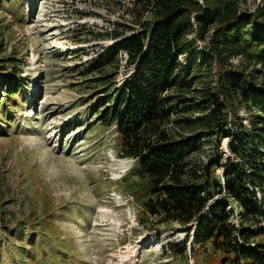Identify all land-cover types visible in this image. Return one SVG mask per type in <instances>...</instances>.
Wrapping results in <instances>:
<instances>
[{
    "label": "rangeland",
    "instance_id": "374dc122",
    "mask_svg": "<svg viewBox=\"0 0 264 264\" xmlns=\"http://www.w3.org/2000/svg\"><path fill=\"white\" fill-rule=\"evenodd\" d=\"M139 9L134 0H0V66L15 57L26 81L0 119V264H224L221 254L194 251V236L174 254L187 227L144 213L134 159L121 157L115 126L94 115L131 67L123 54L118 66L84 69L116 33L150 18ZM219 150L230 154L227 139ZM215 152L208 138L196 158L206 163ZM230 210L239 225L238 208Z\"/></svg>",
    "mask_w": 264,
    "mask_h": 264
},
{
    "label": "trees",
    "instance_id": "16d2710c",
    "mask_svg": "<svg viewBox=\"0 0 264 264\" xmlns=\"http://www.w3.org/2000/svg\"><path fill=\"white\" fill-rule=\"evenodd\" d=\"M134 4L150 18L116 33L84 69L118 66L123 54L131 67L120 88L102 92L94 115L115 126L121 157L134 159L129 173L142 181L133 193L144 213L187 227L170 245L175 255L194 236V251L221 254L224 264H264V0L254 8L244 0ZM16 63L0 66L11 68L0 74V119L24 91ZM208 138L216 152L203 163L196 155ZM224 139L228 156L219 150Z\"/></svg>",
    "mask_w": 264,
    "mask_h": 264
}]
</instances>
